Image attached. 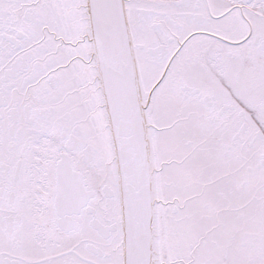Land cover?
Returning <instances> with one entry per match:
<instances>
[{
	"label": "snow or ice",
	"instance_id": "obj_1",
	"mask_svg": "<svg viewBox=\"0 0 264 264\" xmlns=\"http://www.w3.org/2000/svg\"><path fill=\"white\" fill-rule=\"evenodd\" d=\"M0 264H264V0H0Z\"/></svg>",
	"mask_w": 264,
	"mask_h": 264
}]
</instances>
